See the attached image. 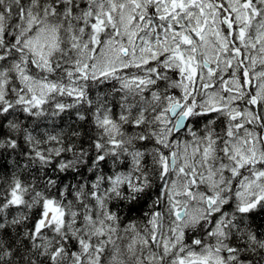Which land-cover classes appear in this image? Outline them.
<instances>
[{"label": "snow or ice", "instance_id": "obj_1", "mask_svg": "<svg viewBox=\"0 0 264 264\" xmlns=\"http://www.w3.org/2000/svg\"><path fill=\"white\" fill-rule=\"evenodd\" d=\"M0 264H264V0H0Z\"/></svg>", "mask_w": 264, "mask_h": 264}]
</instances>
